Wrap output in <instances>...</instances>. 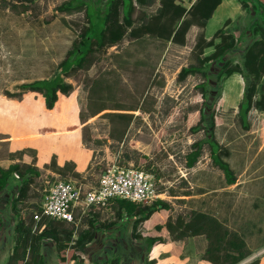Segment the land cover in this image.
<instances>
[{
	"label": "rangeland",
	"instance_id": "obj_1",
	"mask_svg": "<svg viewBox=\"0 0 264 264\" xmlns=\"http://www.w3.org/2000/svg\"><path fill=\"white\" fill-rule=\"evenodd\" d=\"M65 1L68 0H33L26 10L21 11L20 2L0 0V107H6L8 111L7 118L2 116L0 119V127L5 130L0 132V139L4 138L0 140L4 141L0 142L2 158L21 159L26 154L30 164L35 162L36 150L19 140L28 130H23L28 122L12 120L15 112L19 116L22 113L16 109V104L4 102L5 91H19L21 83L51 77L59 72L58 63L80 39L79 34L86 20L84 7L71 10L57 8ZM229 1L236 5V13L230 16L228 26H237L233 33L238 43L227 56L233 62H239L241 48L250 41L247 36L243 38L239 31L248 14L239 0ZM176 2L190 7L194 0ZM159 5V0H153L151 4H137L132 26L150 21ZM224 16L219 13L213 15L204 27L192 24L183 44L152 32L135 36L128 27L119 41L94 46L81 67L71 68L63 75L72 87L68 93L60 94L55 111L58 118L70 122V126H58L55 134L50 133L54 131L53 124L35 131L42 132L37 136L40 138L41 155L51 154V159L36 166L39 174L30 183L27 196L17 204L27 221L35 212H40L41 202L53 181L71 178L86 190L95 186L101 173L112 164L134 166L153 176L156 191L161 194V199L170 204L168 208L155 211L149 218L140 221L137 225L139 233L161 234L168 245L166 247L172 246L181 258L194 256V263L204 251L205 236L176 238L180 228L175 226L170 230L165 223L176 221L178 216L188 219L189 211L201 209L241 234L251 246H259L252 253L249 249L250 254L238 264H246L259 257L258 252L264 248V114L252 107L248 113L249 127L244 129L237 113L243 80L237 103L228 104L223 96L228 77L221 78L219 93L217 96L214 93L212 107L216 121L214 137L221 143L223 151L228 152L222 156L237 176V182L228 185L221 169L211 160L205 130H191L201 111L209 106L198 86L203 78L199 73L178 78L182 66L196 62L197 49L194 45L199 34L204 33L207 39L211 38L214 31L229 18L227 15L223 20ZM212 50V46L205 47L204 53ZM24 91L34 97L42 95L37 91ZM7 138L13 140L14 150H9ZM199 140L204 142L198 160L193 166H187L186 155L193 149L192 143ZM78 142H82L92 155L86 169L76 170L71 160L58 165L54 151L68 153L65 145L77 151ZM20 163L23 165L25 162ZM199 192L203 194L192 196ZM9 194L0 195L3 217ZM118 208V199H111L107 204L88 211L78 206L73 211L75 223L65 222L64 225L81 229L87 226L89 217H95L102 223L118 221ZM33 220L37 221L34 217ZM126 220L125 217L123 222ZM157 225L161 226L160 229H156ZM130 226L131 223H128V230L131 231ZM4 233L7 237L14 236L10 231ZM116 240L114 245L117 246L109 249L110 244L107 247L104 244L96 249V253H93V245L88 244L74 261H82V254L92 249L84 257L96 264H99L102 255L108 254L105 251L114 252L112 255V252L109 253L111 256L116 252L120 257L118 264H154L151 257L156 250L150 253L140 251L137 246L141 243L140 237L125 233ZM168 241L174 244H168ZM46 247V251L42 249L45 262L54 264V248Z\"/></svg>",
	"mask_w": 264,
	"mask_h": 264
},
{
	"label": "trees",
	"instance_id": "obj_2",
	"mask_svg": "<svg viewBox=\"0 0 264 264\" xmlns=\"http://www.w3.org/2000/svg\"><path fill=\"white\" fill-rule=\"evenodd\" d=\"M33 0H20L21 11L26 10L28 3ZM153 0H68L57 8L60 10L79 9L84 7L85 25L80 32V39L69 49L65 57L58 63L59 72L51 77L36 78L28 83H21L19 91L6 90L5 94L13 97H21L24 90L40 92L46 108L56 110L60 94L68 93L72 84L64 79L71 68L81 67L87 56L96 47L105 44H114L131 27V32L138 36L145 32H152L169 38L173 42L183 44L188 28L192 24L204 27L212 16L215 8L225 0H194L190 7H186L176 0H159L157 12L152 14L150 21L141 22L133 27V13L137 4H151ZM222 1V2H221ZM243 9L247 12V20L239 29L240 35L249 38L247 45L241 48L240 61L233 62L227 56L230 49L238 43L233 31L237 28L228 26L231 18H227L224 24L217 28L211 38L207 39L204 33L199 34L195 42L197 49L196 62L182 66L178 78L184 79L188 74L199 73L203 80L199 83L202 96L205 98L208 108L200 113L199 120L191 127L192 131L204 129L207 134V143L210 147V157L214 165L221 169L225 182L233 184L237 182V176L230 163L223 158L227 151L222 149L214 137L215 111L212 107L214 93H219L221 78H226L223 96L226 103H237L243 80L241 99L237 104V113L244 129L249 127L248 113L252 107L264 109V0H239ZM16 6V3L12 4ZM217 8L214 16L220 13ZM140 16V15H139ZM138 16V17H139ZM140 19L143 18L140 16ZM255 36V37H254ZM247 38V39H248ZM212 46L213 50L206 54L204 48ZM240 76H238L239 74ZM204 140L192 143L193 149L186 155L187 166H193L198 160ZM68 154L76 156V151L66 150ZM38 169L30 164L20 162L10 163L7 167L0 166V195H11L8 199L10 215L12 218L14 243L9 248L6 264H46L42 249L45 246H53L56 261L54 264H66L76 259L89 243L95 239L101 242L107 236L106 231L113 228L118 234L125 231L128 223H131V235L140 237L138 243L140 251L148 252L150 248L164 241L161 235L145 234L137 231V225L151 216L155 211L168 208L170 204L164 199H156L150 204L125 199L119 200V220L99 222L95 217H89L87 226L75 229L72 225L67 227L65 221L49 219L42 216L34 221H29L26 215L17 206L18 202L27 196V192ZM17 178V179H16ZM8 196V195H7ZM10 198V199H9ZM1 208V207H0ZM1 210V209H0ZM187 218L176 217V221H167L165 225L173 230L175 226L180 228L176 238L187 235L202 234L206 238V246L201 258L215 264H238L243 261L250 251L247 248L244 237L224 226L215 216L206 211L192 209L187 213ZM127 218L123 222L124 218ZM176 223V225H175ZM0 224H3L0 217ZM42 225V226H41ZM161 226L157 225L156 229ZM110 249L112 241L109 240ZM112 251H105L99 264H118L119 255ZM111 253V255H109ZM98 264V263H97ZM246 264H258V258Z\"/></svg>",
	"mask_w": 264,
	"mask_h": 264
},
{
	"label": "crops",
	"instance_id": "obj_3",
	"mask_svg": "<svg viewBox=\"0 0 264 264\" xmlns=\"http://www.w3.org/2000/svg\"><path fill=\"white\" fill-rule=\"evenodd\" d=\"M224 2L225 3H223V4L220 3L215 8L211 17H213L217 8H220L219 14L225 15L223 20L227 17L231 18L230 16H232L233 13H236L235 12L236 11V5L233 2L232 3H231V1L228 2V0H225ZM229 9H232V11L229 12ZM222 21H221V23H222ZM263 81H264V76H263ZM29 91L35 92L32 90H29ZM37 93L40 94V92H37ZM6 96L4 97V102H7V103L10 102V103L16 104L17 105L16 109L22 113L21 116H19L15 112V117H13L12 120L15 122H19V121L28 122L27 126L23 128L24 131H26V129H28V130L25 132V134L23 136H20L21 139H19V140H20L21 144L30 146L36 150L37 156H36L35 162L31 163V164L36 167V166H39L40 164H44V163L48 162V160L51 159V154L41 155V152H40V138L37 136L39 135V133H42V132L35 133V131H37V132L40 131L47 124H53L52 126H54V131H52L50 133L55 134L56 128L58 126H61V127L68 126V125L70 126V122L66 123L68 121H61L58 118L56 111L54 109L46 108V106L44 105L43 100L40 96H37V97L31 96V95H29L28 91H27V93H23L21 97L13 98V96H7V97ZM42 107H44V109H42ZM42 110L44 112L43 115H42ZM260 111L264 114V109H260ZM2 116L6 117V118L8 116V111H7L6 107H0V119ZM2 130H4V129L2 127H0V132H3ZM53 136L55 137L56 135H53ZM66 138H68V136ZM0 140H4V138L0 139ZM7 140H8V138H7ZM42 141H43V139L41 140V142ZM0 142H4V141H0ZM12 143H13L12 139L8 140L9 150H14V147H12ZM20 143L18 145H20ZM65 147H67L66 150H72V148H73V147L70 148V146H66V145H65ZM54 154H56L55 158H56V163L58 165H62V163H64L66 160H71L75 163V168L78 171H83L84 169H86L88 162L92 157L90 151L86 147H83L82 142H78V150L76 151L75 157L68 154V153H64V151L58 152L57 150H55ZM13 162L30 163V160H28V156L26 154H24L21 159L19 157L15 158V159H12V158L6 159V158L0 157V166H2V167H7L10 163H13ZM233 184H228V185H233ZM202 194L203 193L199 192V193H196L192 196H200ZM183 196H186V195H183ZM6 202H8V199H6ZM8 207H7V209H8ZM7 209L4 212L5 213L4 217L0 212V214L2 215V221H3V224H0V264H6L9 248L14 243V236L13 237H9V236L7 237L6 234L4 233V232L7 233L9 231H10V233H13L12 218L10 215L11 212H10V210L8 211ZM199 210H201V209H199ZM116 232L117 231H114L113 228H111V229L106 231L107 236L104 237V239L101 242H98V240L95 239L92 243H89V244L93 245V249H94L93 253H96L95 252L96 249L103 247L104 244L107 247L109 240L112 241L113 243L117 244L116 239L120 238L125 233L132 236L130 233L131 231L128 230V228L125 231H123L122 234L119 232L117 234ZM112 234L114 235V237H111ZM147 234H151V233H147ZM157 235H161V234H157ZM245 241H246V239H245ZM165 242L166 241L164 239V241L154 244L150 248V250L148 251L150 253L152 250H156V254L152 255V257H151V258H154V262H153L154 264H215V263H211L205 259H202L201 256H200V258H197L194 263H193V257L194 256L188 257L187 255H185V256H183V258H181V257H179V254H177L173 250L172 246L169 245V247H166L168 245H166ZM171 242L172 241H168V244H174ZM174 242H178V241L174 240ZM97 245H99V246H97ZM246 245H247V248L251 250V253H252V251H254L255 249H257L259 247V246H251L250 243H248L247 241H246ZM115 246H117V245L111 244V247H115ZM44 250L45 251L47 250L46 246L44 247ZM91 250L84 253L85 255L82 254V256H81V257H83L82 261L76 262V261H74V259H72V260L68 261L66 264H96L95 262L91 261V259L88 260L86 257H84L86 255H89ZM97 252H98V250H97ZM258 254H259L258 255L259 256L258 257V264H264V248L262 250H260L258 252Z\"/></svg>",
	"mask_w": 264,
	"mask_h": 264
},
{
	"label": "built area",
	"instance_id": "obj_4",
	"mask_svg": "<svg viewBox=\"0 0 264 264\" xmlns=\"http://www.w3.org/2000/svg\"><path fill=\"white\" fill-rule=\"evenodd\" d=\"M158 198L162 197L156 191L150 173L134 166L112 164L101 173L96 185L90 189L84 190L71 178L53 181L41 202L40 212H35L33 217L36 220L44 216L75 223L73 211L78 206L88 211L107 204L111 199L149 204Z\"/></svg>",
	"mask_w": 264,
	"mask_h": 264
}]
</instances>
